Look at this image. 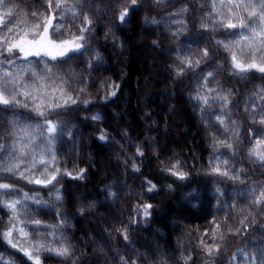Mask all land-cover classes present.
I'll use <instances>...</instances> for the list:
<instances>
[{
    "label": "snow or ice",
    "instance_id": "obj_1",
    "mask_svg": "<svg viewBox=\"0 0 264 264\" xmlns=\"http://www.w3.org/2000/svg\"><path fill=\"white\" fill-rule=\"evenodd\" d=\"M172 3L173 0H105L100 7L95 0H41L43 11L38 12L31 0H21L19 4L0 0V112L7 114L0 131V212L4 213L0 216V242L6 246L5 251H0V264H43L50 257L59 259L61 264H85L87 250L78 249L67 235L72 217L65 206L71 202L76 213L85 218L99 214L103 203L118 198L113 185L105 186L100 203L75 194L72 185L85 180L88 168L73 162L69 170L67 160L58 154V145L62 146L64 138L71 140L75 135L69 129L71 120L63 113L82 109L91 113L82 120L102 125L103 114L91 109L113 102L122 92V85L111 76L99 80L93 77L106 63L100 48L93 47V41L98 39L97 18L101 15L113 19L111 25H104L103 40L111 42L121 54L124 42L114 28L124 29L140 15L146 28L162 29L171 45L168 69L176 87L186 79L194 81L187 98L211 149L204 174L245 185L231 193L215 187L217 211L225 216L212 215L210 227L202 233L197 228V255L205 258L206 264H216L229 239L246 238L257 227L264 232V182L248 183L255 171L264 175V0H208L210 10L193 21L195 38L186 35L192 31L188 18L197 7L195 0H180V7L159 18L149 11H163ZM198 7L203 9L206 5ZM81 17V22L76 23ZM73 25L76 31H72ZM152 44L162 47L159 34ZM81 60L85 67L77 71L73 65ZM222 77L225 82L236 83L225 87ZM257 79L261 83L245 94L244 120L234 119L233 110L239 108V103H234L239 96L237 85ZM144 117L147 123L151 113L146 112ZM110 135L102 126L93 133L102 149L116 143L127 155L125 145L110 139ZM120 136L135 149L127 158L114 153L125 170L141 174V165L150 151L157 160L158 172L173 177L174 182L189 178L187 165L177 154L159 159L154 137L137 141L123 128ZM241 144L242 159L254 168L236 166L237 147ZM27 187L31 191H25ZM142 187L126 222L105 227L98 236L90 237L93 255L108 259L111 264H196L191 253L185 254L188 249L179 239L171 253L159 245L144 251L137 247L131 238L133 229L151 219L155 206L149 201L160 191L157 183L146 176ZM164 187L174 191L172 184ZM236 201L241 202L240 207ZM49 213L55 222L45 219ZM117 236L123 248L113 246ZM205 237L211 242L207 243ZM238 256L242 264H264V239L238 249L229 257V264H234ZM96 264L101 261L98 259Z\"/></svg>",
    "mask_w": 264,
    "mask_h": 264
},
{
    "label": "trees",
    "instance_id": "obj_2",
    "mask_svg": "<svg viewBox=\"0 0 264 264\" xmlns=\"http://www.w3.org/2000/svg\"><path fill=\"white\" fill-rule=\"evenodd\" d=\"M13 2L19 4L21 0H13ZM31 2L37 5L36 11H43L41 0H31ZM104 2L105 0H95V5L103 7ZM207 2L208 0H195L197 7L188 18V25L192 31L186 35L195 38L193 21L202 12L210 10L207 8ZM200 4H205L206 7L201 9L198 7ZM178 7H180V0H173L171 6L163 11L155 12L151 9L149 11L159 18L165 12L173 11ZM189 7H193V5H189ZM31 10L25 9V11ZM93 10H95V6ZM91 14L90 11L89 15ZM97 19L99 21L96 32L98 39L93 41V47L100 48L104 53L106 63L98 72L93 73V77L99 80L111 76L122 85V92L113 102L107 105L98 104L91 109V111H100L103 114L102 125L98 122L82 120L81 117L91 114L82 109L63 113L62 115L71 120L69 129L75 135L71 140L67 137L64 138L62 146L58 145V154L67 160L69 170H71L73 162L80 167L88 168L85 180L73 183L75 194L86 200L94 199L100 203L104 200L105 186L113 185V191L117 192L118 198L114 202L103 203L99 208V214L85 218H81L76 213L71 202L68 203L65 210L68 211L72 219L67 235L73 238L72 242L77 245L78 249L87 250L88 256L85 264H96L98 259L101 264H111L110 260L93 255L90 237L98 236L105 227H111L114 224L118 226L120 223L126 222L132 212L131 206L137 202L136 193L143 191L142 179L146 176L157 183L160 191L155 193L154 198L149 201L155 206L151 219L147 223L142 222L133 229L135 234L131 238L137 242V247L144 251L145 249L152 250L156 245H159L171 253L177 248L176 242L179 239L180 244L188 249L186 255L191 253L196 264H206L205 258L197 255L199 252L197 228L199 233H202L205 228L210 227L208 222L212 215L225 216L224 212L217 211L215 187L219 186L222 190L231 193L235 189L244 188L245 185L232 184L222 178L204 174L203 169L208 167L207 158L211 154V149L199 117L192 111V104L187 98V93L194 88V81L189 78L176 87V82L172 80L168 69L171 62L168 48L171 45L167 36L162 34V29L146 28L141 23L140 15L132 19L126 28H114L113 30L124 42V52L121 54L111 42L106 43L103 40L104 25H111L113 19L104 15ZM81 20L82 17L76 23H80ZM72 31H76L74 25ZM158 34L162 41L161 48L152 44V40L157 39ZM217 38L222 37L218 36ZM180 43H184V37H181ZM192 47L194 48L195 45ZM73 67L77 71L84 68L83 60ZM122 75L123 79H120ZM221 82L225 83V87L236 83L234 80L225 82L223 77ZM260 83L261 81L257 79L249 84L237 85L239 96L235 98L234 103H239V108L233 110L234 119L244 120L242 109L246 102L245 94L250 93L254 90L255 85ZM92 91L95 95V86ZM170 107L173 110L170 111ZM146 112L151 113V119L147 120V123L144 117ZM5 115L7 114L0 112V131L6 124L3 119ZM153 121H155L154 124ZM149 125H152L151 128ZM101 126L109 131L110 139L114 138L120 144L125 145L127 155L121 152L116 143L110 144L106 149L99 146L93 133ZM122 128L127 129L129 135L137 141L143 140L145 136L154 137L160 151V160H166L174 153L177 154L186 163L185 170L189 172V178L183 182H174L173 177L158 172L157 160L151 156L150 151H148L149 158L141 165V174L125 170L114 153H120L122 157L127 158L134 154L135 149L120 136ZM246 142L245 140L244 143ZM243 150V144L237 147L236 166L254 168V165L242 159ZM220 151L225 152L226 150L220 149ZM89 155H91V160ZM252 181L264 182V175L261 174V171L257 170L251 175L248 183L250 184ZM167 184H172L174 191H168L164 187ZM24 190L31 191V187L24 188ZM41 195L45 194L41 193ZM45 199H48L46 195ZM145 199L149 198L146 196ZM236 203L238 207L241 206L240 201H236ZM3 215L4 213L0 212V216ZM45 219L49 223L55 222L50 213ZM187 233H191V235H187ZM204 239L207 243L211 242L207 237ZM262 239H264V232H261L258 227L246 238L229 239L226 251L222 252L216 264H229V257L233 253H237L238 249L244 248L246 245L251 246L253 240ZM112 244L123 248L118 236L112 241ZM5 247L0 242V251H5ZM43 264H61V262L57 258L50 257L44 260ZM234 264H242V258L238 256Z\"/></svg>",
    "mask_w": 264,
    "mask_h": 264
}]
</instances>
